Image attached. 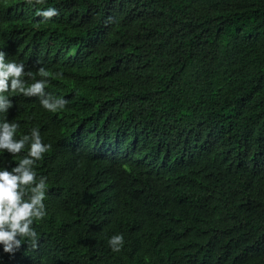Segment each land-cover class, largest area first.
<instances>
[{"label": "trees", "instance_id": "1", "mask_svg": "<svg viewBox=\"0 0 264 264\" xmlns=\"http://www.w3.org/2000/svg\"><path fill=\"white\" fill-rule=\"evenodd\" d=\"M53 5L0 0V48L68 98L0 112L51 144L38 245L0 264H264V0Z\"/></svg>", "mask_w": 264, "mask_h": 264}, {"label": "clouds", "instance_id": "2", "mask_svg": "<svg viewBox=\"0 0 264 264\" xmlns=\"http://www.w3.org/2000/svg\"><path fill=\"white\" fill-rule=\"evenodd\" d=\"M43 2L25 0L43 18L51 19L60 15L59 8L54 5L36 7ZM53 75L60 77L63 73H52L41 65L34 74L27 69L23 59L9 58L5 49L0 48V112L8 113L14 107L12 97L17 93L37 96L43 108L52 112L65 108L68 98L48 91ZM50 147L51 144L44 141L39 127L21 132L19 121L0 119V159L5 154L23 153L18 163L0 164V248L4 252L15 253L26 240L33 247L38 245L40 234L34 224L48 215L45 203L48 177L38 174L35 165L44 159ZM124 243L122 232L108 238L113 251H119Z\"/></svg>", "mask_w": 264, "mask_h": 264}]
</instances>
